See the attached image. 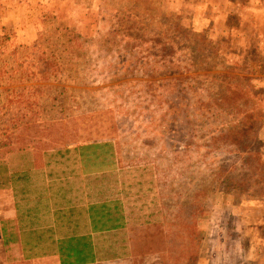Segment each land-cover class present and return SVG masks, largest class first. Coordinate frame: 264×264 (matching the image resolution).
Returning a JSON list of instances; mask_svg holds the SVG:
<instances>
[{"label": "rangeland", "instance_id": "obj_1", "mask_svg": "<svg viewBox=\"0 0 264 264\" xmlns=\"http://www.w3.org/2000/svg\"><path fill=\"white\" fill-rule=\"evenodd\" d=\"M113 33L118 47L95 57ZM149 38L152 66L132 60ZM155 79L187 109L150 101ZM0 80V264H59L3 243L5 209L13 234L45 180L117 207L123 228L94 241L97 264H264V0H0Z\"/></svg>", "mask_w": 264, "mask_h": 264}, {"label": "crops", "instance_id": "obj_2", "mask_svg": "<svg viewBox=\"0 0 264 264\" xmlns=\"http://www.w3.org/2000/svg\"><path fill=\"white\" fill-rule=\"evenodd\" d=\"M97 27V26H96ZM7 165H4L5 171ZM34 170L26 172L37 173L41 176L51 167L48 164H35ZM27 178L28 174H25ZM34 176V175H33ZM54 182L45 180L41 184L42 191L21 201L20 225L16 218V231H8V207L4 211V236L3 243L8 249L11 243H19L21 258L27 262L54 260L60 261L62 253L72 249L75 251L76 238H85L84 244L89 239V245L94 242L92 222V200H87V195H66L61 193V187H56ZM5 192L8 191V179H4ZM8 206V205H7ZM17 203L12 204L16 209ZM18 230V231H17ZM18 237V240H15Z\"/></svg>", "mask_w": 264, "mask_h": 264}, {"label": "trees", "instance_id": "obj_3", "mask_svg": "<svg viewBox=\"0 0 264 264\" xmlns=\"http://www.w3.org/2000/svg\"><path fill=\"white\" fill-rule=\"evenodd\" d=\"M113 34L115 36V39L117 38V40L114 39L110 46H109V44H110L109 42L107 43V45L105 42H101L102 47L100 49L103 51H100V52L91 51L92 54L95 55V57L101 56L102 54H105V53H113L112 49H115V47H118V45L120 43L119 39L123 38L124 36L117 34V33H113ZM138 35H140L141 39L144 36L143 32L138 33ZM136 37H138V36H136ZM77 38H78L77 40L81 39V37H77ZM103 39L104 38H102V40ZM74 40H76V38L70 40V42L74 43L75 42ZM141 42L144 44L149 43L148 53L139 52L137 55H134L135 53H133V52H135V51H132V49L135 47L134 44L129 45L131 47V48L129 47V49H130L129 51H127L128 50L127 44L123 48H121V51H123V53L127 54V56H129V55L133 56L134 55L132 60L133 61L136 60V62H138L139 60H149L150 66H152V63L150 61L153 60L156 55H154L151 51H152V48H153V45L155 44V42L153 41L152 38H149V40L144 39ZM33 45L37 46L38 43L36 42ZM114 53H116V52H114ZM81 58L82 57H80V59ZM75 59L79 60V55ZM39 60L42 62V65L44 66L46 71L51 70L50 67H52V69L55 73L61 72L59 69V68H61V67H59L60 65L59 66H56V65L50 66V64L46 60L44 61L43 58H40ZM53 66H55V68H53ZM96 68H101V70H102L101 72H103L104 70H108L107 66L106 67H99L96 65ZM109 69L112 70V69H114V67L111 65ZM12 71L13 72L10 75L11 79H13L14 77H18V76L21 77L22 76V74L19 73L20 72L19 70L12 69ZM69 73L72 74L73 76L75 75V73L73 74L70 71H69ZM17 74H19V75H17ZM76 75L78 76L79 80H81L80 84H82L83 82L86 83L84 81L85 77L79 76L78 74H76ZM3 82H4V80L3 81L0 80V85L3 84ZM160 82H162V83L158 84L157 80L155 79V82L151 81V82L146 84V87L149 91L148 95H149L150 101H155V102L164 101V106H166V111H167V107H168L169 112H172V110H174V112L176 114H179V113H181V110L185 111L187 109L185 106L184 107L177 106L175 101H172V97L170 95V90H168L167 92H161L162 89L166 90L170 86L169 81L161 79ZM12 85H14V84H12ZM10 88H11V85H8V90ZM24 88L25 87H23L22 89H16V87H15L16 90H14V96H13V94H11L9 98H14V99L16 98V102L23 101L22 100V93L25 92ZM175 88H176V94L181 96V92L184 91V87H182V83L178 84ZM29 90L30 89L28 88L27 91H29ZM215 101L216 100H213L212 102L207 101V105H210V103L216 104ZM12 102H13L12 100H9V103H12ZM185 104L188 107V110H190L189 104L186 102H185ZM151 105H153L152 102H151ZM200 105L206 106V102L204 104H200ZM166 111L163 113L164 115L168 114V112H166ZM244 112H246V116H247L248 120L253 119L254 116L252 115L253 112L251 110H246ZM257 113L258 112H256L255 115H257ZM155 115L157 116L156 113H155ZM161 115H162V113H160L159 117ZM189 115H190V112H189ZM190 122L191 121L189 120V117L187 115V118L184 119V127L187 128L185 124L190 125ZM168 123L172 124L171 126H174L175 121L172 123L170 121ZM246 123L248 125V127H246L247 134L245 132L243 134H246L245 136H248V132H252L249 130L251 123L249 121H247ZM166 127H168V125H166ZM190 128L191 127H188L187 134H190L189 136L192 137L194 130H189ZM140 134L141 133H139L136 136L139 137ZM160 134H161V136H163L164 131L160 130ZM177 138H181V135H179ZM251 138L254 140L255 136L253 135ZM247 146L248 145L245 146V149L247 148ZM68 150H70V149L61 150V151H59V153H60V155H62V152L64 154H67ZM76 150H79V149H76ZM11 178H12L13 183L18 182L20 184H24L27 181V176L25 174L24 175L23 174L12 175ZM17 209L20 210L18 205H17L16 211H17ZM91 209H92L94 241L95 240L97 241L99 238H101L104 235L105 236L111 235L112 232H116V231H118V229L123 228V225L119 224V222L122 221V218L121 217H119V218L115 217L117 214V207H115L113 210H109L108 205L106 203H104V204H102V203L98 204L97 203V204H92ZM85 241H86L85 238H76L75 239L76 250L72 251V249H70V251L67 252V254L62 253V257L60 258L59 264H97L99 262H102L101 258H99L98 248H97L95 242H93L92 246H90L89 245V239L87 238L86 244H84ZM116 258H119V257L117 255H110L108 253V256L106 259H116Z\"/></svg>", "mask_w": 264, "mask_h": 264}]
</instances>
